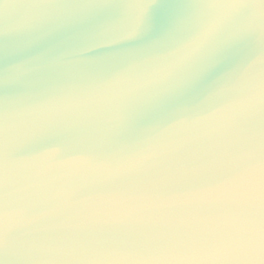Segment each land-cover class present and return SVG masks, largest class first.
I'll list each match as a JSON object with an SVG mask.
<instances>
[{"label": "water", "instance_id": "obj_1", "mask_svg": "<svg viewBox=\"0 0 264 264\" xmlns=\"http://www.w3.org/2000/svg\"><path fill=\"white\" fill-rule=\"evenodd\" d=\"M0 264H264V0H0Z\"/></svg>", "mask_w": 264, "mask_h": 264}]
</instances>
